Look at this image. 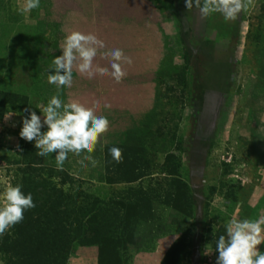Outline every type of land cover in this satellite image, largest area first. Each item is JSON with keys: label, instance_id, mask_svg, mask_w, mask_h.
Segmentation results:
<instances>
[{"label": "rangeland", "instance_id": "374dc122", "mask_svg": "<svg viewBox=\"0 0 264 264\" xmlns=\"http://www.w3.org/2000/svg\"><path fill=\"white\" fill-rule=\"evenodd\" d=\"M153 1L163 17L177 26V33L165 38L154 109L141 119L107 117L109 129L91 153L95 163L85 159L86 152L80 156L69 153L62 169L56 167L54 158L59 150L47 158L39 157L34 142L19 136L21 114L28 116L20 109L31 106L41 115L38 104L46 105L54 95L63 96L62 87L58 90L48 83L52 62L59 55L60 37L49 0H41L35 9L36 25L35 20L29 23L30 18L11 9L10 0L0 1V9L13 27L7 45H0V91L13 97L17 106L0 119V205L4 190L20 184L25 194L38 197L42 204H47L49 194L65 205L72 198L79 197V203L100 198L105 204L114 202L119 212L118 203L132 197V203L148 211L146 221H133L130 226L134 237H146L145 243L136 240L128 251L115 248L104 259L99 245H76L67 264H102L101 259L106 264H122L119 258H125L126 264H134V260L143 264L145 252L170 235L180 259L171 264H216V240L226 235L225 225L231 220L224 201H231L230 209L250 195L244 185L249 167L246 143L236 141L241 140L236 128H232L233 137L227 138L225 125L230 108L239 109L243 94L250 95L253 88L251 80L247 84L250 91L243 88L241 74L264 71V0H250L248 9L231 22H225L219 13L202 17L197 8L188 10L184 0ZM238 112L233 113L235 121ZM41 120L43 125L42 115ZM46 131L47 125H43L41 132ZM112 147L121 149L122 159L132 153L141 155L140 171L149 173L147 178L117 184L100 180L116 172L104 164ZM130 207L134 212L135 204ZM253 212L256 219L258 206ZM152 219L156 224L149 223ZM0 264H8L3 253Z\"/></svg>", "mask_w": 264, "mask_h": 264}, {"label": "crops", "instance_id": "0c3cea01", "mask_svg": "<svg viewBox=\"0 0 264 264\" xmlns=\"http://www.w3.org/2000/svg\"><path fill=\"white\" fill-rule=\"evenodd\" d=\"M10 3L11 9L18 12L24 6L25 0H10ZM49 3L53 21L60 30L57 42L59 55L62 54L64 37L72 31H80L95 35L104 43L106 47L98 49L94 64L107 69L109 73L112 71V61L105 60L103 52L119 48L132 60L131 64L121 62L127 75L120 83H116L111 75L97 74L94 79H89L74 66L72 86L62 87V103L78 102L96 111L97 116H129L141 119L150 113L156 104V80L164 58L165 38L177 33L176 24L163 17L162 11L153 0H49ZM21 16L30 18L29 23H33L37 17L35 9ZM34 23L36 25V20ZM10 31L13 32V27L0 9L1 46L7 45ZM238 77L237 73L236 80ZM239 80L244 89L252 91L250 95L243 94L239 109H229L231 115L226 121L225 132L227 138H232V128H236L240 132L237 137L241 139L236 141L246 143L249 167L244 177V185L249 189L250 195L247 200L237 202L230 209L227 205L231 201L224 202L231 219L255 220L253 211L257 206V218L264 216V71L243 72ZM250 80L253 88L247 85ZM217 99V96L213 97L214 101ZM98 101L101 108L97 111L95 105ZM105 103L111 105L110 109L103 108ZM237 110L240 117L235 121L233 113ZM239 134L243 135L238 136ZM174 242L171 235L160 238L152 250L145 252L147 254L143 264H162ZM258 248L264 253V244ZM134 264L139 263L134 260Z\"/></svg>", "mask_w": 264, "mask_h": 264}, {"label": "clouds", "instance_id": "9594fccd", "mask_svg": "<svg viewBox=\"0 0 264 264\" xmlns=\"http://www.w3.org/2000/svg\"><path fill=\"white\" fill-rule=\"evenodd\" d=\"M40 3L41 0H25L24 6L18 12L21 15L31 13L33 9L40 7ZM184 3L188 10L197 8L202 17L219 13L225 22H231L248 9L250 0H184ZM105 47L95 35L80 31L67 34L64 37L62 54L56 56L52 62L54 67L49 71L48 83L55 85L58 90L61 87L70 88L74 66L89 79H94L97 74L111 75L116 83H120L127 75L121 62L131 64L132 60L119 48L103 52V58L112 61V71L109 73L107 69L94 64L98 49ZM110 107V104H103L104 109ZM36 108L43 116V125H47V131L41 132V115L29 106L24 109L28 116L21 114L19 136L28 142H34L37 156L47 158L59 150L54 157L58 169L63 168L69 153L80 156L86 152L89 155L85 159L95 163L91 153L94 152L98 139L109 129L106 116H97L96 111L75 101L62 104L58 95L52 96L46 105L38 104ZM100 108L101 103L98 101L95 109L98 111ZM109 152L117 163L121 162V149L112 147ZM2 201L0 237L24 219L25 211L35 207L31 193L25 194L20 184L9 185L2 194ZM225 233L226 235H220L216 240L215 249L219 253L216 264H264V253L258 248L264 244V216L255 220L231 219L225 225Z\"/></svg>", "mask_w": 264, "mask_h": 264}, {"label": "trees", "instance_id": "16d2710c", "mask_svg": "<svg viewBox=\"0 0 264 264\" xmlns=\"http://www.w3.org/2000/svg\"><path fill=\"white\" fill-rule=\"evenodd\" d=\"M8 96L9 94L0 91V119L11 108L17 107L14 104L15 99ZM15 96L18 97L17 94ZM7 99L11 102L9 103ZM24 109L22 108L20 111H24ZM142 159L141 155L132 153L131 157L121 158V162L117 163L111 155H108L104 159L106 169L109 170L111 167L114 172L116 169V172L108 173L100 180L109 184H117L136 182L147 178L149 173L140 171ZM176 182L182 185L181 181L176 180ZM183 186L189 191V186L186 183H183ZM188 194L190 195V193ZM79 199V197L72 198L71 202L65 205L59 201L58 197L49 194L45 199L47 204H42L39 198L34 196L35 207L25 211L24 219L11 227L10 234L6 233L0 243V253L6 255L8 264H67L76 245L89 244L99 245L102 251L101 258L104 259V256H107L108 252L114 251L115 248L117 250L121 247L128 251V248L136 244L137 241L146 242V237H141L142 240H140V237H134V233L130 230L133 221H138L137 223L141 224L148 217L146 214L148 211L141 204L132 203V197L122 199L118 203L122 208L120 209L121 214L119 209H117L119 212L115 211L114 202L111 205L105 204L104 200L95 198L93 202L82 200L83 202L79 203ZM133 204L136 209L131 213L130 206ZM124 212L127 214L125 217ZM149 223L156 224L154 219ZM115 235L117 236L114 238ZM174 248L175 253H173ZM176 249L177 245L174 243L166 253L162 264L169 262L171 264L173 259H176L177 262L180 260ZM103 259H101V263L106 264ZM119 259L120 263L126 264L123 262L125 258Z\"/></svg>", "mask_w": 264, "mask_h": 264}]
</instances>
